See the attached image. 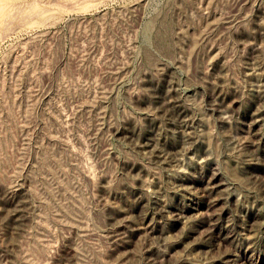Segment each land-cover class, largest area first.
<instances>
[{"label": "rangeland", "instance_id": "1", "mask_svg": "<svg viewBox=\"0 0 264 264\" xmlns=\"http://www.w3.org/2000/svg\"><path fill=\"white\" fill-rule=\"evenodd\" d=\"M0 264H264V0H0Z\"/></svg>", "mask_w": 264, "mask_h": 264}]
</instances>
